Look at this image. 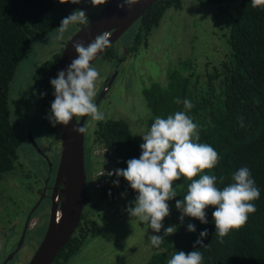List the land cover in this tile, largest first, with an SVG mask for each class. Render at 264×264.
Listing matches in <instances>:
<instances>
[{
    "label": "trees",
    "instance_id": "1",
    "mask_svg": "<svg viewBox=\"0 0 264 264\" xmlns=\"http://www.w3.org/2000/svg\"><path fill=\"white\" fill-rule=\"evenodd\" d=\"M226 1L229 0H199L202 4H223ZM77 7L71 3L61 4L59 0H0V176L13 169L18 159V142L10 118V83L21 60L31 51L33 36L55 30ZM170 7L181 8L182 0H157L137 20L139 29L130 47L131 52L142 43L147 44L151 31ZM228 43L229 51L218 65L207 62L201 73L193 60H186L180 65V71L171 74L167 84H155L146 89L144 95L154 119L183 111V104L173 102L176 97L187 98L195 105L189 115L199 125L200 142L210 144L222 157L217 167L205 170V174L223 176V184L217 185L223 188L232 182L231 176L236 170L248 167L260 190V198L254 202L257 211L249 215L245 227L233 230L220 243L212 217L215 209L211 206L206 210L207 224L187 216L181 224V213L175 203L187 194L190 181L183 178L174 181L178 196L168 203L177 212L173 225L177 226V231L165 237L164 243L159 249L155 248L145 264H167L176 251H192L204 229L208 230V236L203 240L206 247L197 245V250L203 253V264H264V10L253 8L251 0H241L232 19ZM61 52L47 60L34 75L38 104L45 115L49 134L59 140L58 124L53 127L47 117L54 100L50 80L56 78ZM114 56L112 48L104 54L107 59ZM140 145L127 121L111 119L99 123L91 141L92 148L86 149V170L100 199L115 204L137 195L123 177L119 178V186L114 185L115 175L106 174V184L93 186L90 170L94 172L115 161V169H126L129 159L139 158ZM93 147L105 151L102 159L92 154ZM93 157L98 159L101 167H89ZM94 202L87 192L85 207L96 208L99 204ZM189 223L196 226V232L187 231ZM98 227V223L83 212L75 233L52 264L67 263ZM158 235H163V230Z\"/></svg>",
    "mask_w": 264,
    "mask_h": 264
},
{
    "label": "rangeland",
    "instance_id": "2",
    "mask_svg": "<svg viewBox=\"0 0 264 264\" xmlns=\"http://www.w3.org/2000/svg\"><path fill=\"white\" fill-rule=\"evenodd\" d=\"M240 2L229 0L223 4H202L199 0H182L181 8L166 10L159 25L151 31L147 44L142 43L134 53L130 47L139 27L138 24L132 25L114 43V58L99 57L93 62L100 73L96 84L97 95L103 91L104 83L114 77L106 95L97 105L105 114L104 121H127L142 144L140 135L154 121L144 91L155 84H167L171 74L175 70L180 71V65L186 60H193L201 73L207 62L218 65L229 51L232 19ZM104 6L93 7L90 0H84L77 8L85 10L90 21ZM81 26H71L63 41L55 39L56 29L33 36L31 51L21 60L10 83V118L18 142V159L13 169L0 176V264L15 251L23 235L20 251L7 264H28L47 230L51 199L45 197L35 206L42 197L43 187L50 179L52 184L56 177L61 141L49 134L45 115L38 104L34 75L47 60L63 50ZM100 122L90 117L86 119L85 145L88 151L92 148L91 141ZM31 138L44 147L50 161L37 150ZM96 149L98 147H93V151ZM95 152L101 156L100 151ZM96 166H99L98 159L89 162V167ZM88 188L89 196L99 205L91 210L87 206L84 212L99 227L65 264H145L155 250L149 235L158 233L130 217L125 210L136 196L110 204L98 197L91 184ZM169 206L171 214L163 221L164 225L167 223L165 227L174 225L177 214L172 205Z\"/></svg>",
    "mask_w": 264,
    "mask_h": 264
},
{
    "label": "clouds",
    "instance_id": "3",
    "mask_svg": "<svg viewBox=\"0 0 264 264\" xmlns=\"http://www.w3.org/2000/svg\"><path fill=\"white\" fill-rule=\"evenodd\" d=\"M83 2L59 0L61 4L79 5ZM90 3L96 7L106 5L108 0H90ZM138 3L139 0H119L118 7L130 10ZM251 6L264 10V0H251ZM88 23L86 11L77 8L61 20L55 39L63 41L64 34L71 26ZM109 37L110 33L104 32L87 45L80 40L72 43L77 56L65 70H60L56 78L50 80L54 100L47 118L53 127L57 124L67 127L74 118L76 125L72 131L81 135L87 132V128L79 126L77 118L90 117L97 122L105 120L104 112L96 104V84L100 73L92 62L111 46ZM173 102L183 104L184 110L169 114L166 118L156 116L147 131L140 135L143 143L139 158L129 159L126 169H115L107 175L117 177L113 181L116 186H119V178L123 177L137 193L125 209L130 217L143 222L154 233L163 230V235H149L154 248L159 249L165 237L177 231V226L165 227L163 221L171 214L168 201L178 196L177 185L174 186L173 182L181 178L190 181L187 194L175 203L181 213V224L185 216L207 224L206 210L211 206L215 209L212 212L215 233L218 241L223 243L233 230L239 231L247 225L250 214H255L257 209L254 202L260 198V190L246 166L236 170L231 176L232 182L223 188L217 186L218 183L223 184V176L205 174V170L215 169L222 157L210 144L200 142L199 125L189 115L195 105L187 98L181 100L176 97ZM197 176L199 178L194 179ZM187 231L196 232V226L189 223ZM207 236L208 230L204 229L194 242L192 251H176L167 264H203V253L197 250V245L206 247L203 240Z\"/></svg>",
    "mask_w": 264,
    "mask_h": 264
},
{
    "label": "water",
    "instance_id": "4",
    "mask_svg": "<svg viewBox=\"0 0 264 264\" xmlns=\"http://www.w3.org/2000/svg\"><path fill=\"white\" fill-rule=\"evenodd\" d=\"M156 1L139 0V3L133 5L129 10L127 7L124 9L118 7L119 0H108L103 9L87 25H83L67 42L59 57L57 73L60 70H65L77 56L72 47L73 42L80 40L87 45L96 36L108 32L110 33L109 38L112 45ZM112 79L102 94L108 90ZM97 103L98 100H96ZM85 119L86 117L78 119L80 121L79 126L84 125ZM75 125L74 118L67 127L58 124L61 153L51 196V217L45 235L28 264H52L75 233L83 215L88 192L86 145L85 134L80 135L72 131V127ZM32 142L37 150L41 152L42 150L33 139ZM58 197H62L60 202ZM22 241L23 239L19 246H21ZM13 255L7 257L3 264H7Z\"/></svg>",
    "mask_w": 264,
    "mask_h": 264
},
{
    "label": "flooded vegetation",
    "instance_id": "5",
    "mask_svg": "<svg viewBox=\"0 0 264 264\" xmlns=\"http://www.w3.org/2000/svg\"><path fill=\"white\" fill-rule=\"evenodd\" d=\"M135 24H138V21H136L133 25H135ZM83 26V25H82ZM81 26V27H82ZM80 27V28H81ZM127 31V30H126ZM125 31V32H126ZM116 42V41H115ZM114 42V43H115ZM114 43L110 46V47H108V48H112L113 47V45H114ZM107 48V49H108ZM107 49L99 56V57H104V54L106 53V51H107ZM130 52V51H129ZM132 53H134V52H132ZM115 56H116V53H115ZM114 56V57H115ZM98 57V58H99ZM105 59H107L106 57H104ZM112 77L113 76H111L105 83H104V86H103V91H104V89L108 86V83L111 81V79H112ZM112 81H113V79H112ZM112 84V83H111ZM111 86V85H110ZM110 86H109V88H110ZM109 88H108V90H109ZM107 90V91H108ZM103 91L101 92V93H99L98 95H97V97H96V100H98V103H97V105L99 104V102L101 101V99L106 95V93H107V91L104 93V94H102L103 93ZM78 119H80V118H78ZM86 119H87V117H86ZM86 119H85V121H84V126H85V122H86ZM84 134H86V133H84ZM85 139H86V137H85ZM61 141V140H60ZM39 146V145H38ZM39 148L42 150L40 153L42 154V155H44L45 156V158L46 159H48V161H50V157H49V155H48V152L44 149V147H41V146H39ZM100 151L101 152V155H104V153H105V151L104 150H101V149H96L95 151ZM95 151H93V154H95L96 156H98L97 155V152H95ZM61 153V151L59 152V154ZM52 166V164L50 163V167ZM106 166V164L103 166V167H105ZM97 167V166H96ZM98 167H101V166H98ZM52 168V167H51ZM93 172V171H92ZM93 176V173L91 174V177ZM55 179H56V177H55ZM55 179H54V181H53V183L52 184H50V181H51V179H50V181L48 182V183H46V185L43 187V190H42V197L40 198V200H39V202L37 203V205L35 206V208L39 205V203L41 202V200L43 199V198H45V197H47V198H49V199H51V196H52V193H53V186H54V183H55ZM88 180V179H87ZM89 181V180H88ZM91 182H92V179H91ZM89 184V183H88ZM61 199H62V197H58V201L60 202L61 201ZM51 202H52V199H51ZM51 207H52V204H51ZM34 208V209H35ZM31 214V213H30ZM51 217V216H50ZM30 218H31V215H30ZM30 218H28V222L30 221ZM28 222H27V224H28ZM26 224V225H27ZM29 225V224H28ZM22 239L24 240V235L22 236ZM22 239H20V241H19V243L21 242V240ZM22 243H23V241H22ZM22 243H21V246H19V244H17V247H16V249H15V251L12 253V254H16L18 251H20V249H21V247H22ZM11 255V254H10ZM13 255V256H14ZM12 259V258H11ZM6 260V259H5ZM9 261H10V259H9ZM8 261V262H9ZM7 262V263H8Z\"/></svg>",
    "mask_w": 264,
    "mask_h": 264
},
{
    "label": "built area",
    "instance_id": "6",
    "mask_svg": "<svg viewBox=\"0 0 264 264\" xmlns=\"http://www.w3.org/2000/svg\"><path fill=\"white\" fill-rule=\"evenodd\" d=\"M115 162H108L105 167L98 169V170L93 172V176H92L93 177V181H92L93 186L101 187L107 183L104 176L108 172H113V170H115V168H114ZM101 174H105V175H101Z\"/></svg>",
    "mask_w": 264,
    "mask_h": 264
}]
</instances>
